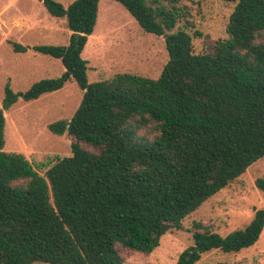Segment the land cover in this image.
I'll use <instances>...</instances> for the list:
<instances>
[{"label": "trees", "instance_id": "16d2710c", "mask_svg": "<svg viewBox=\"0 0 264 264\" xmlns=\"http://www.w3.org/2000/svg\"><path fill=\"white\" fill-rule=\"evenodd\" d=\"M115 1L144 31L163 36L168 60L156 78L118 72L90 82L81 52L99 0L67 6L41 0L51 16L65 17L69 40L30 47L59 59L65 72L23 91L4 84L0 264H125L123 250L150 254L165 233L182 229L186 216L264 156V0H221L234 4L227 37L200 52L192 36L202 33L188 31L193 25L186 5ZM10 43L14 52L29 47ZM68 78L82 91L81 100L69 119L47 128L72 138L71 155L41 175L22 153L3 150V111L18 98L60 89ZM255 185L264 191V178ZM263 227L264 207L226 235L193 221V244L175 264H195L210 250L238 252L252 246Z\"/></svg>", "mask_w": 264, "mask_h": 264}, {"label": "rangeland", "instance_id": "374dc122", "mask_svg": "<svg viewBox=\"0 0 264 264\" xmlns=\"http://www.w3.org/2000/svg\"><path fill=\"white\" fill-rule=\"evenodd\" d=\"M56 1L67 6L73 0ZM175 3L187 6L188 18L193 25L188 31L202 33L192 36L195 52L202 51L210 41L227 37L226 24L233 3L221 0H176ZM69 35L65 17L51 16L41 0H0V108L7 81L14 91H23L34 81L58 77L65 72L59 59L35 52L30 46L66 45ZM11 41L29 47L25 52H14ZM81 56L87 60L90 82L108 79L118 72L156 78L168 60L163 36L144 31L115 0H99L96 24ZM81 96L82 91L74 79L68 78L60 89L37 99L18 98L3 111L6 118L3 150L22 153L39 174H44L58 159L71 155L72 141L66 133L51 132L47 124L69 119ZM259 177L264 178V156L186 216L182 229L165 233L152 253L144 255L123 250L125 264H175L178 255L193 244L190 231L193 221L207 224L220 235L244 227L255 210L264 207V191L255 185V179ZM195 264H264V227L252 246L238 252L210 250L201 254Z\"/></svg>", "mask_w": 264, "mask_h": 264}]
</instances>
